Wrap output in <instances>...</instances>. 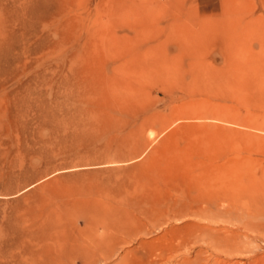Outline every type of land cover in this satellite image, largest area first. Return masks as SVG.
<instances>
[{"label": "rangeland", "instance_id": "374dc122", "mask_svg": "<svg viewBox=\"0 0 264 264\" xmlns=\"http://www.w3.org/2000/svg\"><path fill=\"white\" fill-rule=\"evenodd\" d=\"M0 264H264V0H0Z\"/></svg>", "mask_w": 264, "mask_h": 264}, {"label": "bare ground", "instance_id": "6f19581e", "mask_svg": "<svg viewBox=\"0 0 264 264\" xmlns=\"http://www.w3.org/2000/svg\"><path fill=\"white\" fill-rule=\"evenodd\" d=\"M111 240V239H110ZM117 245V244H116ZM147 252V251H146ZM81 255V254H80ZM139 259V258H138Z\"/></svg>", "mask_w": 264, "mask_h": 264}]
</instances>
